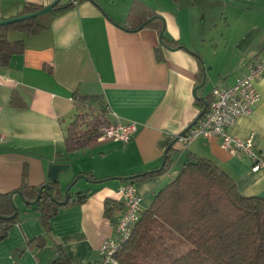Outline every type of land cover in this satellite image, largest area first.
<instances>
[{
	"label": "crops",
	"instance_id": "0c3cea01",
	"mask_svg": "<svg viewBox=\"0 0 264 264\" xmlns=\"http://www.w3.org/2000/svg\"><path fill=\"white\" fill-rule=\"evenodd\" d=\"M53 1L0 0L1 20L15 17L24 5L43 8ZM164 1L166 6H178L173 0ZM256 1L258 5L236 7L237 16L232 20L220 13L226 24L220 38L223 47L221 43H198V23L189 22L181 10L162 7L159 0H130L122 8L117 0H82L40 31H8L7 40L22 41L23 49L0 56V193L18 190L24 181L31 186L43 184L50 162L70 165L69 172L60 175L58 188L63 191L73 177L86 172L104 181L78 180L73 198H81L78 191L91 193L52 217L47 234L39 212L14 194L18 219L0 241V254H5V241L15 234L20 246L31 244L26 248L28 255L35 250L36 257L38 248L51 247L49 264L58 246L68 264H94L103 240L113 233L112 219L123 211L117 204L111 218L105 216L104 201L118 203L119 186L133 174L154 172L134 183L146 208L154 194L178 175L188 152L213 160L241 194L264 197V169L252 171L250 158L223 147L219 137L200 136L188 145L179 138L174 142L207 108L212 90L234 84L264 51V0ZM216 3L182 0L180 6L193 5L198 14L207 6L202 12L204 21ZM160 30L178 45H162ZM156 49L162 55L160 60ZM255 86L259 102L250 114L238 117L229 131L242 140L251 137L264 157V75ZM75 93L101 96L109 122H134L137 132L127 143L92 140L69 156L63 128L75 112ZM172 142L171 164L163 173H156ZM42 235L40 246L36 238ZM32 259L26 264H41Z\"/></svg>",
	"mask_w": 264,
	"mask_h": 264
},
{
	"label": "trees",
	"instance_id": "16d2710c",
	"mask_svg": "<svg viewBox=\"0 0 264 264\" xmlns=\"http://www.w3.org/2000/svg\"><path fill=\"white\" fill-rule=\"evenodd\" d=\"M80 1H61L51 13L0 26V56L5 58L23 49L22 41L7 40L8 31L18 30L26 34L40 31L48 27L53 17ZM41 8L24 5L16 16ZM162 41V45L169 48L178 45L164 31ZM155 51L156 58L162 59L159 51ZM74 99L75 112L63 128L69 156L97 139L100 128L110 123L101 96L75 93ZM171 161L168 152L163 168L155 172L163 173ZM153 173H135L126 182L142 181ZM85 175L96 181L91 174L86 172ZM41 185L31 186L24 181L19 190L28 202L34 201L40 193L36 203L26 205L39 212L46 234L52 217L71 203L82 202L91 193L90 190L80 191L81 198L74 199L71 188L68 202L61 205L59 202L65 198L64 191L57 184H51L50 189L39 192ZM10 194L0 193V241L8 236L18 219L19 211L13 206ZM117 204L123 206L121 199L118 203L106 199L105 216L111 218ZM44 237L36 238L38 245H43ZM185 243L191 247L186 248ZM115 258L118 264H264V197L241 194L234 180L213 160L188 152L178 175L154 194L149 206L143 207L138 222ZM50 264H68L60 246L56 247Z\"/></svg>",
	"mask_w": 264,
	"mask_h": 264
},
{
	"label": "built area",
	"instance_id": "2783aa9c",
	"mask_svg": "<svg viewBox=\"0 0 264 264\" xmlns=\"http://www.w3.org/2000/svg\"><path fill=\"white\" fill-rule=\"evenodd\" d=\"M2 13L0 10V20ZM264 75V51L256 56L248 66L246 73L238 77L230 86L215 87L207 110L179 140L190 144L200 136H217L222 146L247 155L252 162V171L264 169V157L260 155L251 137L239 139L230 134V128L237 118L250 114L260 100L255 82ZM137 132L134 122H114L100 128L98 140H112L127 143ZM0 136V140H1ZM124 210L113 223V234L106 238L99 248V258L94 264H118L115 254L128 239L133 227L139 220L143 209L142 197L135 184L125 182L118 188Z\"/></svg>",
	"mask_w": 264,
	"mask_h": 264
},
{
	"label": "rangeland",
	"instance_id": "374dc122",
	"mask_svg": "<svg viewBox=\"0 0 264 264\" xmlns=\"http://www.w3.org/2000/svg\"><path fill=\"white\" fill-rule=\"evenodd\" d=\"M117 1L119 2V4L121 3V8H122L123 3L126 2L128 3L130 0H117ZM173 1L176 2L178 6L175 3L174 5L172 3L170 6H166V2L164 0H159V3L162 5V7L165 6V7H169L170 9L174 7L176 8V11L181 10L180 12L182 13L183 16L186 17V19L189 22L194 20L193 22L198 23V25L196 24L198 28V34L200 35V40L198 43L200 44L210 43L212 45H215V43H221L222 44L221 47H223V40L220 39L221 36L223 37V34H221V32L223 33V31L226 30L225 27L226 24L224 18L223 19L220 18V13L223 11L224 15H226V18L232 20L237 16L236 13L237 9H235L236 7H243V5L245 7L258 5L256 0H251V1L249 0V4H244L246 0H217L218 3L216 4L218 6L215 5L214 8L211 7V9H208L210 14L207 16V20L203 21L202 12L205 11L207 6L202 7L201 10L203 11L198 14L197 7L194 8L193 5L180 6L182 5V0H173ZM184 1L190 3V0H184ZM234 5H238V6H234ZM245 11H247L248 13V9H245ZM81 180L83 179H79V182ZM89 185L95 186V184H89ZM76 186H73L72 190H74V188H77ZM5 242L6 244H8V248L6 249L5 254H0V258H1L0 264H11L12 261L18 262L20 264H26L28 263L27 261H32L33 260L32 258L34 259L37 258L41 264H49L48 258L52 254L51 251L52 249L51 247H48V245L46 246L47 247L46 249H44L45 247L38 248L40 254L38 253V255L35 257V254H32L34 253L35 250H32L31 253H29L30 256L27 254L26 251V248L29 247L31 244H24L20 246L18 244L17 238H15V234L13 237H9V239H7ZM49 246H51V242H49ZM185 247L190 248L191 245L185 243ZM32 248H35V246H32Z\"/></svg>",
	"mask_w": 264,
	"mask_h": 264
},
{
	"label": "water",
	"instance_id": "95a60500",
	"mask_svg": "<svg viewBox=\"0 0 264 264\" xmlns=\"http://www.w3.org/2000/svg\"><path fill=\"white\" fill-rule=\"evenodd\" d=\"M62 0H54L53 2H51L50 4H48L47 6H44L43 8L37 10V11H34L32 13H29V14H24V15H20V16H15V17H12V18H8V19H3V20H0V26L2 25H8V24H12V23H15V22H19V21H23V20H27V19H30V18H35L37 16H40V15H45V14H48V13H51L54 9V7L60 3ZM92 1V0H91ZM156 17V16H155ZM154 16L153 17H150L148 20H146L145 22H143L140 27H143L145 24H147L149 21H151L152 19L155 18ZM164 29V28H163ZM162 34H163V30L159 33V41L160 43L162 44ZM178 48H185V46L183 45H179ZM187 50V49H186ZM205 109V108H204ZM204 109L202 110V112L204 111ZM201 116L198 115L197 118L185 129V131L183 132V134L185 132H187L195 123L196 121L198 120V118ZM179 137H176L174 142L178 139ZM172 142L170 144V146H168V148L166 149V153L165 155L170 151V148H171V145H173ZM164 162H165V157H164V160H163V164L162 166L160 167L163 168L164 166ZM70 170V165L67 164V163H62V162H50L49 165H48V168H47V174H46V177H47V180L46 182H44L41 187L39 188V192H41L44 188L46 189H50L51 188V184H57L59 185L60 183V175L61 174H64V173H67L69 172ZM132 176L128 177V179H131ZM79 179H83L85 181H87L88 183H100V182H103L104 179H100V180H91V179H88L86 177L85 174H79V175H76L75 177H73L71 179V181L66 185L65 189H64V200L63 201H60L59 203L61 205L65 204L68 202L69 200V191L71 190V188L78 182ZM112 179H117V178H112ZM80 191H78L77 193H79ZM14 194H17L19 195L20 199L22 200V202H24L25 204H34L36 203V201L40 198V193L38 194L37 198L32 201V202H28L24 199L21 191L18 189V190H14L13 192H11L10 194V199H11V202L13 204V206L16 208V205L12 199L13 195Z\"/></svg>",
	"mask_w": 264,
	"mask_h": 264
}]
</instances>
